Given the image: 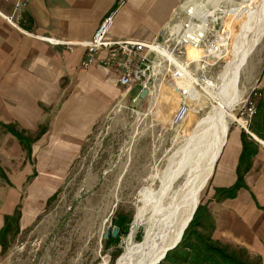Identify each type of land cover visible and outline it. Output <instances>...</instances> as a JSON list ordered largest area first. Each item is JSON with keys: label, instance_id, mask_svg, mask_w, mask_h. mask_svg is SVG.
Listing matches in <instances>:
<instances>
[{"label": "crops", "instance_id": "1", "mask_svg": "<svg viewBox=\"0 0 264 264\" xmlns=\"http://www.w3.org/2000/svg\"><path fill=\"white\" fill-rule=\"evenodd\" d=\"M181 1L26 0L14 9L15 0H0V123L30 138L39 126L45 127L30 143V154L38 163L45 155L70 157L99 110L119 98L122 86L112 69L96 63L81 68L82 47L67 50L43 37L79 42L110 15L108 39H157ZM239 151V130H231L216 158L203 203L213 224L210 237L257 256L264 264V147L251 157L243 186L232 197L215 198V189L234 182ZM24 153L18 139L0 125V166L7 178L0 185V225L2 215L16 203L21 215L25 205L38 209L41 196L34 190L43 187L38 175L54 170V164L32 168ZM65 160L57 164L64 165Z\"/></svg>", "mask_w": 264, "mask_h": 264}, {"label": "rangeland", "instance_id": "2", "mask_svg": "<svg viewBox=\"0 0 264 264\" xmlns=\"http://www.w3.org/2000/svg\"><path fill=\"white\" fill-rule=\"evenodd\" d=\"M202 1L214 4L215 8L210 3L205 4V8L213 9L209 12L218 17L208 32L212 33L210 39H216L219 44L215 53L201 54L195 64L189 62V67L196 70L191 81L198 85L186 83L182 86L188 92L186 114L174 121L178 90L163 82L153 97L140 100L133 108L128 103V93L121 101L116 98L99 110L89 132L75 146L70 157L45 155L38 163L31 152L26 157L24 150V159L32 164V168H35L34 164L48 169L54 164V170L38 175L41 182L43 180V187L34 190L41 196L38 209L31 210L30 204L25 205L27 208H23L21 215L19 204L18 230L6 234V245L0 247V264H123L130 244L133 241L140 244L148 226L146 220H141L133 227L135 214L159 185L167 158L179 141L196 120L217 106L218 76L230 57L237 26L253 2ZM187 58L190 56H182V60ZM263 86L264 35L236 78L238 94L229 108L225 137L231 130H239V134L242 130L257 148L264 147V139L251 129L252 116L247 120L238 115L249 98L254 101L256 110L261 95L259 90ZM240 122L244 127L239 126ZM63 159H66L65 164L58 165L63 164ZM212 170L198 193L197 204L205 202ZM51 193L52 198L46 202ZM2 196L0 186V201ZM121 215L129 218L125 230H119L115 225ZM114 227L115 234L111 235ZM109 236L116 241L108 243ZM162 258L160 256L155 264Z\"/></svg>", "mask_w": 264, "mask_h": 264}, {"label": "bare ground", "instance_id": "3", "mask_svg": "<svg viewBox=\"0 0 264 264\" xmlns=\"http://www.w3.org/2000/svg\"><path fill=\"white\" fill-rule=\"evenodd\" d=\"M188 2L197 7L203 22L214 17L204 10L205 1L186 0L184 4ZM263 35L264 0H253L237 26L230 57L218 76L217 106L193 123L168 156L159 185L134 217L133 227L146 220L148 232L140 244L134 241L130 244L123 264H155L179 238L224 143L229 108L238 94L235 88L238 73ZM188 55L196 57L198 53L188 49Z\"/></svg>", "mask_w": 264, "mask_h": 264}, {"label": "built area", "instance_id": "4", "mask_svg": "<svg viewBox=\"0 0 264 264\" xmlns=\"http://www.w3.org/2000/svg\"><path fill=\"white\" fill-rule=\"evenodd\" d=\"M25 1L15 0L14 9L23 6ZM185 1L182 0L171 13L168 25L157 39L149 41L108 39L106 31L110 15L105 16L85 40L72 42L61 38L43 37V39L67 50H71L74 46L82 47L83 54L79 61L81 68L96 63L101 67L114 70L116 82L122 86L118 99L121 101L129 93L127 99L131 108L140 100L153 97L161 83L172 85L179 94L173 118L174 121L180 120L187 111L186 94L188 92L182 86L186 83L198 85L195 81H191L194 79L192 75L196 70L189 67V62L192 61L195 64L201 54L209 56L215 53L216 45L219 44L216 39H210L212 33L208 32L218 17L215 15L206 18L203 22L197 7L193 6L192 2L184 4ZM192 1L197 3L201 0ZM207 3L214 7V4L208 1L202 4L204 10H213L205 8ZM188 49L199 52V56L182 60L183 55L189 57ZM142 89L145 93L140 97ZM254 113L255 103L252 98H249L239 109L238 115L248 120ZM238 124L244 127L241 122Z\"/></svg>", "mask_w": 264, "mask_h": 264}, {"label": "trees", "instance_id": "5", "mask_svg": "<svg viewBox=\"0 0 264 264\" xmlns=\"http://www.w3.org/2000/svg\"><path fill=\"white\" fill-rule=\"evenodd\" d=\"M260 97L256 104L255 113L251 117V129L256 136L264 139V86L259 90ZM6 130L14 135L26 152V157L30 153V143L32 139L37 137L43 130L44 126H39L36 134L30 138L23 135L21 131H17L10 125L1 124ZM240 137V151L235 167V180L228 187L215 189V198L232 197L238 189L243 186V174L250 166L251 157L257 150L256 143L250 139L242 130ZM35 174L32 172L31 175ZM0 178L7 182L5 173L0 166ZM54 193V192H53ZM51 193L47 198L48 202L52 196ZM19 203H16L11 213L3 214L2 225L0 226V247L4 248L5 236L9 232H17L19 218ZM129 218L124 215L119 216L115 220V225L119 230H125ZM213 227L206 206L197 204L184 228L181 238L176 245L167 250L159 264H260L257 256L249 257L247 252L241 248L229 247L210 237V231ZM200 229V230H197ZM204 230V231H203ZM206 231V232H205ZM116 240L111 236L108 237V243H114Z\"/></svg>", "mask_w": 264, "mask_h": 264}, {"label": "water", "instance_id": "6", "mask_svg": "<svg viewBox=\"0 0 264 264\" xmlns=\"http://www.w3.org/2000/svg\"><path fill=\"white\" fill-rule=\"evenodd\" d=\"M144 93H145V90L142 89L141 92H140V94H139V96L142 97V96L144 95ZM196 205H197V203L194 205V207H193V209H192V211H191V213H190V215H189V218L187 219L185 225H184L183 228L181 229L180 234H179V238H178L174 243H172L170 246H168V247L165 249V251L163 252V254L161 255V257H163L164 254H165V252H166L167 250L173 248V247L176 245V243L179 241V239H180V237H181V235H182V232H183L184 228L186 227L188 221L190 220V218H191V216H192V214H193V212H194V210H195V208H196ZM115 231H116V228L114 227V228L112 229V231H111V235H114V234H115ZM106 233H107V232L104 233V236L106 235Z\"/></svg>", "mask_w": 264, "mask_h": 264}]
</instances>
